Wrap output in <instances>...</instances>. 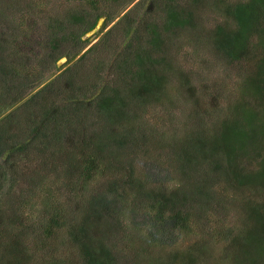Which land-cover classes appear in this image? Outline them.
I'll list each match as a JSON object with an SVG mask.
<instances>
[{"label":"trees","instance_id":"1","mask_svg":"<svg viewBox=\"0 0 264 264\" xmlns=\"http://www.w3.org/2000/svg\"><path fill=\"white\" fill-rule=\"evenodd\" d=\"M99 1L47 23L32 67L0 38V264H264V0ZM182 30L237 73L208 106L169 55Z\"/></svg>","mask_w":264,"mask_h":264},{"label":"rangeland","instance_id":"2","mask_svg":"<svg viewBox=\"0 0 264 264\" xmlns=\"http://www.w3.org/2000/svg\"><path fill=\"white\" fill-rule=\"evenodd\" d=\"M3 4L2 10H0V38L5 39L6 37L12 38V46L18 52L22 61L31 62L27 64L29 67L34 65V60L42 55V50L45 52V47L43 45L47 42V37L49 36V28L47 23L51 22H60L61 25L70 27L72 23H68V16L73 12L72 10L79 7L81 4L83 10H88V0H0ZM103 1L101 0L98 3L100 10H103ZM122 1V0H121ZM137 0H134L132 3H135ZM105 2V1H104ZM127 5L128 3H123ZM111 3L108 0V9L109 12L114 14L115 20L119 15V11L112 9ZM207 8V7H205ZM150 12V11H149ZM75 13V12H73ZM79 14V13H75ZM23 16V17H22ZM92 16V14H91ZM100 23L94 30L86 32L82 39L88 38V42L86 47L83 49H87L91 46L92 43L99 40L98 30L101 28V25L105 19V17H100ZM56 20V21H55ZM115 20L111 21L107 26L109 27ZM155 20V19H154ZM159 20H163L162 18ZM158 23H161V21ZM72 21V18H71ZM116 22V21H115ZM115 22L110 27L108 34V38H111V42L113 44L122 45L123 40L121 39L119 32V25L115 27ZM199 22V21H198ZM206 25H209L207 23ZM76 27V26H75ZM106 28L103 30L105 32ZM183 30L180 32L177 40L168 46L169 55H174L177 59L175 60L176 65L180 68V70H184L188 73L190 78L192 79L193 86H196L201 89V91L195 90L196 98L205 97V99L200 100V104L202 107L208 106L206 101L211 97V95L216 92L215 89H211L213 86V81H224L225 84H229V86H233L235 83V77L237 73L228 70L225 74H222L221 71H216L217 67L214 66H204L201 62L197 60L191 59L190 54H193V47L189 43L190 37L186 34L182 35ZM15 38V39H14ZM188 42V43H185ZM65 50L68 52L74 53L77 51V47L73 43H68L67 46H64ZM203 53L208 50L204 47ZM81 50V52L83 51ZM106 54L103 50L97 49L92 57L94 58H102V56ZM188 54V55H187ZM201 54V53H200ZM212 54V52H211ZM202 55V54H201ZM66 58V57H62ZM111 58V55L105 58L106 60ZM208 58V57H207ZM200 60V59H199ZM34 61V62H33ZM184 61L186 63H184ZM63 62V61H62ZM60 62V64L62 63ZM59 65V64H58ZM226 68V67H224ZM172 84H176L177 82L173 81ZM175 98L179 105L183 107L186 106L187 103L184 102L183 98L180 96H176ZM193 102V101H192ZM188 99V103H192ZM198 104V103H197ZM150 110V109H149ZM153 119L154 121H158L160 127H165V124L171 125H183L185 124V118L177 116L164 115L162 121L157 120L159 117L160 111L159 109H153ZM178 114V113H177ZM167 150H165L166 152ZM146 163V162H142ZM144 167L149 169V171H154L151 169V164L146 163ZM155 177V176H153ZM220 215H222L220 213ZM222 215L221 217H223ZM217 244L211 241V246L215 247ZM219 246V244L217 245Z\"/></svg>","mask_w":264,"mask_h":264},{"label":"water","instance_id":"3","mask_svg":"<svg viewBox=\"0 0 264 264\" xmlns=\"http://www.w3.org/2000/svg\"><path fill=\"white\" fill-rule=\"evenodd\" d=\"M100 21H101V19H98V21H97V23H96V25L91 29V30H94L96 27H97V25L100 23ZM91 30H89V31H91ZM88 31V32H89ZM66 60V58H61L59 61H58V64H60V62H64Z\"/></svg>","mask_w":264,"mask_h":264}]
</instances>
